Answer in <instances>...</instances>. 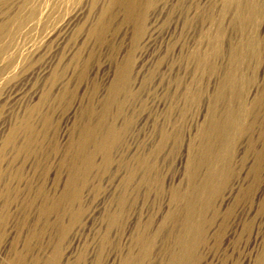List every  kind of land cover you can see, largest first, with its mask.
Returning <instances> with one entry per match:
<instances>
[{
  "label": "rangeland",
  "instance_id": "374dc122",
  "mask_svg": "<svg viewBox=\"0 0 264 264\" xmlns=\"http://www.w3.org/2000/svg\"><path fill=\"white\" fill-rule=\"evenodd\" d=\"M136 1L137 12L147 14L139 40L124 0L30 2L35 14L14 35L0 73V264H124L141 256L142 236L150 245L141 264L168 262L179 252L174 239L183 233L178 210L191 187L190 159L206 125L225 114L241 124L228 137L233 177L215 200L220 216L204 245L179 264H264V8L244 27L239 0ZM19 3H0V25ZM128 64L130 96L113 93ZM231 69L236 85L228 93L221 87ZM105 109L117 126L130 120L113 163L102 171L103 157L94 154L81 202L67 211L65 202L49 201L42 215L44 196L59 199L67 190L64 163L75 157L69 143ZM162 130L169 138L148 159L155 172L144 183L141 172L134 177L138 192L101 250L122 181L159 147ZM198 169L197 180L204 173Z\"/></svg>",
  "mask_w": 264,
  "mask_h": 264
},
{
  "label": "bare ground",
  "instance_id": "6f19581e",
  "mask_svg": "<svg viewBox=\"0 0 264 264\" xmlns=\"http://www.w3.org/2000/svg\"><path fill=\"white\" fill-rule=\"evenodd\" d=\"M4 1L5 0H0V3ZM31 1L32 0H21V3H19V5L16 7V10L14 11V14L12 16L10 15L8 20H5L6 22L0 25V73L1 72L3 73L4 69L7 68L10 62V60H8L7 62L4 61L5 62L4 63L2 62V58L7 54L8 48L11 45L10 43L14 35L23 25V23H25V21L28 18L32 17L35 14V9L32 6L27 11V8ZM239 1L240 4L238 6L239 8L237 9L238 16L236 18L237 21H240V24L242 26L245 27L246 24L255 22L257 19L260 18V16L263 13L264 0H239ZM124 4H125L124 6H126V13H128V15L131 16L136 23L135 39L139 40V38L143 36L145 31L147 14L143 10L142 12L140 11L137 12L136 8L138 6V3L136 0H126V1L124 0ZM239 29H241V26L239 27ZM145 41L148 42L149 38H147ZM130 68L131 67L129 66V64L122 66L121 69L119 68L120 71L119 74L117 75V79L113 88L114 89L113 93H118V94L124 93L130 96L129 95L130 94L129 86L131 82ZM235 85H236V78L234 71L231 69L226 74L225 79L223 80V85L221 87L222 88L221 90L227 91L228 93L229 92L233 93V90L235 89ZM47 95L48 94H45L44 98H47ZM221 95L222 92H220V96ZM219 117H221V115ZM129 125H130V120L128 119L125 120L122 126H117L113 121L108 122L106 109L98 116L97 121L94 124L86 122L83 125V127L79 131L78 138L76 140H72L69 143L71 149L75 150L74 151L75 157L73 158L71 157V159L68 162L65 161L64 163L69 169V176L67 179L68 182L67 190L65 191V193H63L61 197H58L59 199L50 198L47 195L44 196L43 204H41V206L39 207V211L42 215L47 214L48 210H50V208H47L49 201L65 202L66 204L65 210L67 209V211L68 208H72V205L81 202V193H82L80 190L81 182L85 183L88 174L97 167L94 162V154L100 153L102 155L103 158H102V164L100 165V169H102V171L106 170L113 163L112 151H114L116 146L120 142H122V137L125 131L128 129ZM31 129L32 127L27 125V130L29 133L32 132ZM234 129L240 130L241 124L238 122L237 119L230 120L227 114L223 115L221 118L213 116V118L208 123V125H206V127L203 129L202 132L203 141L201 143V146L198 148L196 155L190 159V165L192 167V171L189 175L191 181V187L189 193L185 198L184 205L181 206V208L178 210V212L182 214V218L180 219L181 221L183 220L181 224L183 233L175 236L174 239L176 245L179 247V252L173 253L169 257V261L164 264H179V262L183 263L184 261L190 263V261H192L195 258L197 249L200 246L204 245L208 229L214 224L216 219L220 216L219 215L220 212H218V210L214 208V203L216 198L220 195L224 186L227 184V182L233 175L231 157L228 154V150L230 146L229 144L230 141L228 137H229V131ZM160 137H161V143L159 147L154 152H151L148 155L147 159H143V158L139 159L137 161L136 167L129 168V173L122 181L120 185L122 187L121 189L122 191L120 192L121 194L117 199L118 209L116 211H109L106 214L108 225L103 235L100 236L101 250L104 249L110 243V237H109L110 230L118 224L124 204H126V202L131 197H133L134 194L138 192L137 185L133 183L134 177L139 172H141L142 175L139 182L144 183L149 180L152 172L153 171L155 172L154 170L155 168L153 164H151L148 161V159L153 158L158 154V152L163 148V145L168 140L169 135L167 132H165V130H162L160 132ZM31 142H32V138L31 136H29L26 145L31 144ZM127 166L125 162L119 163V168L121 167V169L122 167L126 168ZM198 168L204 169V173L202 174L199 180H197V172H196L199 170ZM51 207L54 208V206ZM209 212H211L210 217H208ZM71 214L77 217L79 213H73V211H71ZM229 214H230L229 211H227V215ZM174 216L175 215L171 216V218H174ZM59 224L60 221L58 220L57 225ZM139 243L141 244L143 250L141 256L138 258L129 257L125 260L124 264H141L143 259L147 257L148 254L145 253V251L147 252V249L150 245L148 239L142 236L139 240ZM58 256H59V252L57 251L56 258ZM262 260L264 261V254ZM55 263H56V259L50 261L48 264H55Z\"/></svg>",
  "mask_w": 264,
  "mask_h": 264
}]
</instances>
